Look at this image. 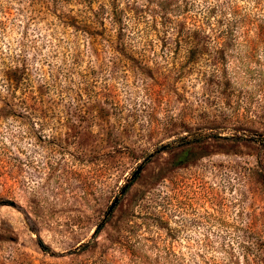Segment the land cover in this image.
Wrapping results in <instances>:
<instances>
[{
    "label": "rangeland",
    "instance_id": "obj_1",
    "mask_svg": "<svg viewBox=\"0 0 264 264\" xmlns=\"http://www.w3.org/2000/svg\"><path fill=\"white\" fill-rule=\"evenodd\" d=\"M131 3L0 0V264H264V14L163 45Z\"/></svg>",
    "mask_w": 264,
    "mask_h": 264
},
{
    "label": "trees",
    "instance_id": "obj_2",
    "mask_svg": "<svg viewBox=\"0 0 264 264\" xmlns=\"http://www.w3.org/2000/svg\"><path fill=\"white\" fill-rule=\"evenodd\" d=\"M85 7H88L87 15L78 22L85 33L98 34L104 28L102 7L93 8L95 0H80ZM110 6V22L122 30L121 20L116 9V0H107ZM198 15L193 18L190 25L185 23L191 0H132L131 13L136 25L142 22V28L148 34L156 37L160 43L165 45L166 33L174 30L175 34L200 33L205 27L217 29L220 33H231L234 28H258L263 24L257 23L256 18L264 14L261 0H254L251 8L240 4L237 0H196ZM184 31V32H183ZM178 39V37H177ZM197 41L190 40L189 44L197 45ZM15 79H10L12 82Z\"/></svg>",
    "mask_w": 264,
    "mask_h": 264
},
{
    "label": "water",
    "instance_id": "obj_3",
    "mask_svg": "<svg viewBox=\"0 0 264 264\" xmlns=\"http://www.w3.org/2000/svg\"><path fill=\"white\" fill-rule=\"evenodd\" d=\"M123 189H121V191H122ZM116 198H114L113 200H112V202L109 204V206H108V209H107V211H110L111 210V208L113 207V205H114V203L116 202Z\"/></svg>",
    "mask_w": 264,
    "mask_h": 264
}]
</instances>
